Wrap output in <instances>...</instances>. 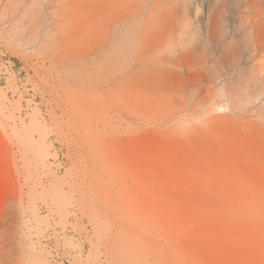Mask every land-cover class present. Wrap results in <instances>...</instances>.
I'll use <instances>...</instances> for the list:
<instances>
[{
  "label": "rangeland",
  "instance_id": "1",
  "mask_svg": "<svg viewBox=\"0 0 264 264\" xmlns=\"http://www.w3.org/2000/svg\"><path fill=\"white\" fill-rule=\"evenodd\" d=\"M0 264H264V0H0Z\"/></svg>",
  "mask_w": 264,
  "mask_h": 264
}]
</instances>
